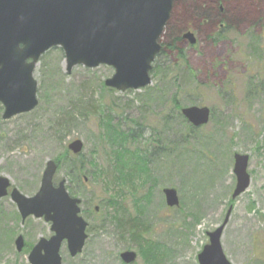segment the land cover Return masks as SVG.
Here are the masks:
<instances>
[{
    "label": "rangeland",
    "instance_id": "obj_1",
    "mask_svg": "<svg viewBox=\"0 0 264 264\" xmlns=\"http://www.w3.org/2000/svg\"><path fill=\"white\" fill-rule=\"evenodd\" d=\"M215 6L217 10L210 9ZM226 12L235 25L216 21ZM188 27L197 43L182 41L183 59L160 57L154 67L166 66L152 73L146 89L107 88L105 80L115 71L106 65H80L69 75L64 52L55 48L41 57L34 73L38 107L4 120L0 103V176L32 197L40 190L47 163L55 161V185L65 181L69 194L82 201L89 237L77 257H71L63 244V264H124L120 256L128 250L138 253L134 264H147L139 245L117 229L114 218L120 213L105 208L113 198L106 191L104 173L114 164L100 126L106 117L124 131L134 129L137 142L128 148L140 149L150 160L154 180L147 178L145 187L137 182L136 197L129 189L113 200L122 201L130 217L138 206L144 208L147 234L164 248L158 264H199L208 233L225 220L222 244L232 264H264V0H180L161 42H172ZM167 68L171 73L164 80ZM175 94L182 109L211 110L209 123L196 128L183 144ZM87 103L96 114L84 118L87 112L82 106ZM71 112L73 121L68 122ZM170 119L171 127L166 125ZM75 140L84 146L79 155L69 150ZM235 153L249 156L251 184L233 199ZM78 160L85 162L84 170L71 178V166ZM166 188L177 190L178 207L167 206ZM52 235L51 224L44 219L30 217L23 222L10 195L0 200V264H30L33 246ZM19 236L26 244L22 252L15 244Z\"/></svg>",
    "mask_w": 264,
    "mask_h": 264
},
{
    "label": "water",
    "instance_id": "obj_2",
    "mask_svg": "<svg viewBox=\"0 0 264 264\" xmlns=\"http://www.w3.org/2000/svg\"><path fill=\"white\" fill-rule=\"evenodd\" d=\"M180 0H0V103L5 107V120L29 113L39 105L38 82L34 72L40 58L50 49L64 51L68 74L79 65L97 68L107 65L114 75L106 86L121 92L139 90L152 83L151 71L162 51L160 40ZM191 44L197 42L193 33L183 36ZM195 127L210 121L208 107L192 106L182 110ZM76 140L69 145L74 154L83 150ZM234 174L237 185L233 199L251 184L248 174L249 156L235 154ZM58 166L47 163L41 187L34 197L13 189L11 198L23 220L30 216L52 223L54 235L41 239L33 248L31 264H63L60 254L67 243L72 257L81 254L88 238V223L80 216L81 200L72 198L62 181L54 186ZM11 182L0 176V199L8 195ZM169 207L179 206L178 192L164 189ZM208 233L210 243L199 254L200 264H232L227 258L221 238L225 225ZM18 251L24 238L16 241ZM126 264L136 261L135 252L121 255Z\"/></svg>",
    "mask_w": 264,
    "mask_h": 264
},
{
    "label": "trees",
    "instance_id": "obj_3",
    "mask_svg": "<svg viewBox=\"0 0 264 264\" xmlns=\"http://www.w3.org/2000/svg\"><path fill=\"white\" fill-rule=\"evenodd\" d=\"M214 7V6H213ZM210 7L212 10H217V7L215 8ZM201 11V9L199 10ZM208 11V10H207ZM206 12V10H205ZM231 17L226 12L224 15L218 14V23H228ZM219 20L221 22H219ZM233 25L235 23L231 21ZM216 37L221 38V33H218ZM182 38L178 35L172 42L163 43V49L160 53V55L157 57V60H159L160 57L164 55L169 56H176V58L183 59L184 54L183 50L181 49V43ZM156 60V62H157ZM157 65L154 67L153 74L156 75V71L162 70V67H165L166 65ZM168 72L163 79L166 80L169 73H171V68H167ZM160 72V71H159ZM178 80V79H177ZM182 86V85H181ZM180 88V87H179ZM178 95V94H177ZM175 94V97L173 98V104L174 106L180 110V113L177 117V119L183 122V125H181V129L179 130V142L186 143L190 135H192L196 128H194L191 124L188 123V121L184 118V116L181 113L182 106L179 104L178 97ZM90 103V102H89ZM86 106H82L87 112V115H83L82 117L85 118V116L90 117L92 115H95V108L89 109L88 104ZM97 109V107H96ZM74 112V111H73ZM71 112L70 118L67 120L73 121L74 113ZM80 112V110H79ZM80 116V115H79ZM172 119L168 120L166 122V125H173ZM181 124V123H180ZM100 126L104 130L103 137L106 139V142L108 143V146L112 148V155L111 158L114 161L113 169H108L105 171L104 176V184L106 187V191H109V193L112 195V198L116 200L115 197H119L121 195H125V190L132 191V195L135 197L138 195V184L137 182L143 184V187L146 186L149 178L152 179L149 169V158L148 155H144L141 153L140 149L136 148L134 150H130L128 148V145H132L133 142H137L136 132L134 129L130 128L127 131H124L119 124H114L112 122V118L106 117L105 122H100ZM184 126V127H183ZM184 129V131H181ZM141 135V134H140ZM139 136V135H138ZM69 152V151H68ZM95 165V164H94ZM93 165V166H94ZM72 172L70 174V177H76L78 178L81 176L84 167L85 162L83 160H78V162L72 164ZM149 174V175H148ZM147 195H144L143 198H147ZM149 198V197H148ZM110 199L108 200V204L105 206V208L111 209V207H114L116 213L119 215L118 218H114V222L116 223V227L119 230L120 234L126 235L130 241L137 243L139 245L140 253L145 257L147 264H158L159 259L161 256H163V246L159 244L158 242L154 241L153 239L149 238L148 227L145 225L144 222V208L140 206L137 207V214L134 217H130L124 209L123 202L119 200V202H116L115 200ZM123 199V198H122ZM136 199V198H135ZM114 203L112 206L111 204Z\"/></svg>",
    "mask_w": 264,
    "mask_h": 264
},
{
    "label": "flooded vegetation",
    "instance_id": "obj_4",
    "mask_svg": "<svg viewBox=\"0 0 264 264\" xmlns=\"http://www.w3.org/2000/svg\"><path fill=\"white\" fill-rule=\"evenodd\" d=\"M185 30L188 31V30H190V29H189V27H188V28H186ZM183 33H184V31H183ZM184 42H186V40H184Z\"/></svg>",
    "mask_w": 264,
    "mask_h": 264
}]
</instances>
